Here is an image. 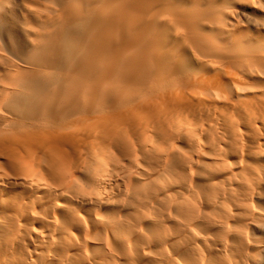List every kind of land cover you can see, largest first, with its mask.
<instances>
[{"label": "bare ground", "instance_id": "6f19581e", "mask_svg": "<svg viewBox=\"0 0 264 264\" xmlns=\"http://www.w3.org/2000/svg\"><path fill=\"white\" fill-rule=\"evenodd\" d=\"M0 264H264V0H0Z\"/></svg>", "mask_w": 264, "mask_h": 264}]
</instances>
